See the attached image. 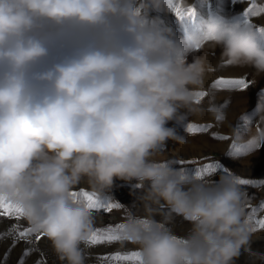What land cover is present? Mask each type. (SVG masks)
Wrapping results in <instances>:
<instances>
[{
    "label": "clouds",
    "instance_id": "1",
    "mask_svg": "<svg viewBox=\"0 0 264 264\" xmlns=\"http://www.w3.org/2000/svg\"><path fill=\"white\" fill-rule=\"evenodd\" d=\"M176 6L0 0V197L23 209L61 264L88 258L93 212L72 195L84 180L97 197L116 180L136 182L145 215L128 209L120 234L138 245L140 264H234L241 249L264 260L251 251L247 194L233 172L213 182L155 158L168 140L185 143L168 123L200 111L193 92L215 70L206 56H187L211 44L222 49L221 64L264 75V33L209 17L178 39L159 15ZM208 111L224 119L219 107ZM254 114L248 154L264 145V103ZM174 216L192 225L186 236L168 226Z\"/></svg>",
    "mask_w": 264,
    "mask_h": 264
},
{
    "label": "rangeland",
    "instance_id": "2",
    "mask_svg": "<svg viewBox=\"0 0 264 264\" xmlns=\"http://www.w3.org/2000/svg\"><path fill=\"white\" fill-rule=\"evenodd\" d=\"M182 8L187 9V5H191L195 9V18L188 25V30H185V24L180 22L174 12H160L162 20L168 26L173 28L175 36L183 38L186 32L200 31V22L209 17L222 18L230 21L233 18L242 20V13L244 10L252 7L255 4L257 8H264V0H177ZM151 15H157L152 12ZM250 22L254 27H264V12L249 17ZM221 51L219 46L205 44L202 48L194 50L187 56V60L191 63L196 56H206L207 62L215 70L205 74L203 84L196 88L193 92L206 91L208 96L200 98V102L194 101V106L200 111L189 113L184 124H176L175 121L168 123L169 127H175L177 134L184 137L185 143L181 144L173 140L166 142V148L159 153L155 158L157 160H174L176 167H182L178 162L183 160L194 161L193 164H185L184 167L195 168L203 166L206 163L219 162L222 168L216 173L205 176L213 182H218L220 175L224 169L233 172L237 177L243 179H250L255 182L254 185L241 186L242 190L247 194L246 219L253 215L252 209L256 212L253 217V224L251 225L254 235L250 242V248L253 253L264 254V230L255 226V219H264V146L259 150L242 153L239 157L232 158L229 152L232 150V145L246 144L249 139L248 128L249 124L242 120L245 114L253 118V125L255 124L254 109L258 100L264 103V75L257 76L255 70L251 67H238L221 64ZM245 78L251 82L247 90H231V89H214L212 84L218 78ZM195 97V95H194ZM196 98V97H195ZM227 102V106L223 105ZM217 106L221 109L224 119L218 121L209 113L210 106ZM185 111V110H181ZM187 123H194L199 125H211L207 132L189 133L186 130ZM240 132H237V128ZM253 131L255 128L253 127ZM213 133L220 136H228L229 139H217L213 137ZM237 136L240 138L237 139ZM135 181L131 183L116 180L111 190L105 191L103 198L109 199L113 203H121L126 207L113 209L111 212H93L94 229L106 228L108 226H116L121 224L126 216L128 209H130L137 216H144V209L142 202L138 197L142 194L141 190L135 188ZM88 190L87 181L84 180L78 185L75 191ZM157 221L162 217L155 216ZM19 224L21 228L30 227L27 220L22 218L19 221L7 217H0V233H6L13 224ZM173 229L176 235L186 236L190 231L192 225L180 216H174L173 221L168 225ZM37 234H30L31 244L21 240L12 247L13 239L11 236H6L0 239V264H19V260L25 249L31 248L33 251L25 258L24 264H37V261H46V264H61L55 254L51 242L43 237L39 242L35 240ZM83 247V245H81ZM138 245L128 241H114L112 243H105L100 245L85 247L87 253L86 264H105L102 259L105 256L116 253H130L137 251ZM7 257V259H5ZM234 264H264V260L257 259L249 255L241 249V254L234 259Z\"/></svg>",
    "mask_w": 264,
    "mask_h": 264
},
{
    "label": "snow or ice",
    "instance_id": "3",
    "mask_svg": "<svg viewBox=\"0 0 264 264\" xmlns=\"http://www.w3.org/2000/svg\"><path fill=\"white\" fill-rule=\"evenodd\" d=\"M173 12L176 15L177 19L185 24V30H188V25L191 24V22L195 18V9L190 7L188 9H184L181 6H176L173 8ZM260 12H264V8H257L255 7V4H253L252 7H249L248 9L244 10L242 13V22L245 23L248 26H253L250 22L249 17L252 15H256ZM259 31L261 33H264V27H260ZM197 49L199 48V45L196 46ZM251 82L247 81L245 78H218L214 81L212 84V87L214 89H231V90H247L250 87ZM193 95L196 97V102H200V98L206 97L209 95L206 91H200L195 92ZM261 99H264V97H261ZM227 106V102L223 105V107ZM218 121H222L221 118L217 119ZM242 120L249 124L251 122V117L248 114H245L244 117H242ZM211 127V125H199L194 123H187L186 124V130L189 133H201V132H207L208 129ZM237 132H240V128H237ZM213 137L217 139H229L228 136H220L216 133H213ZM254 143V142H253ZM264 145H261V147ZM248 145L247 144H241V145H232V150L229 152V156L233 157H239L242 153L247 152ZM182 167V169L186 170L190 174H195V176L199 178H203L205 176L212 175L216 173L218 170L222 168V165L219 162L214 163H206L203 166H197L195 168H187L184 167L185 164H193L194 161H179L178 162ZM228 169H224L223 171H227ZM238 183L241 186L245 185H254L255 182L250 179H243L238 177ZM264 183V182H261ZM73 196H76L78 198H82L86 202V206L88 209L92 212H111L113 209L121 208V203H113L109 199L103 198V197H97L95 194L88 192L87 190H80V191H74L72 193ZM256 209H252L253 215H250L248 217V224L250 225L251 230H255L251 227L253 224V217L255 215ZM0 217H7L11 219H15L19 221L23 217V209L20 208L18 205L12 204L10 202H6L4 198L0 197ZM254 224L256 227H258L261 230H264V219H255ZM123 228L122 224H118L116 226H108L106 228H95L89 237V240L87 241V245L94 246V245H100L105 243H112L114 241H121V230ZM33 231L31 227L21 228V226L17 224H13L10 226V228L7 230L6 233H0V239L5 238L6 236H11L13 239L12 247L15 246V244L21 240L25 241L28 244H31L32 241L30 239V234H32ZM43 234H37L35 236V240L39 242L43 238ZM33 251L31 248L25 249L24 253L22 254L19 264H24L25 258ZM7 259V257H5ZM102 259L105 264H140V254L138 251H132L130 253H121L117 251L114 254L105 256ZM37 264H46V261H37Z\"/></svg>",
    "mask_w": 264,
    "mask_h": 264
}]
</instances>
